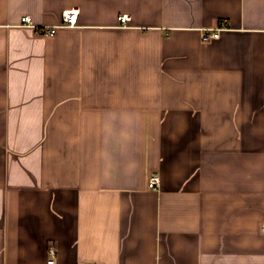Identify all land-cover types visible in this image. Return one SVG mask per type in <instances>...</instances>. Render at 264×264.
<instances>
[{"label": "crops", "instance_id": "1", "mask_svg": "<svg viewBox=\"0 0 264 264\" xmlns=\"http://www.w3.org/2000/svg\"><path fill=\"white\" fill-rule=\"evenodd\" d=\"M263 225L264 0H0V264H264Z\"/></svg>", "mask_w": 264, "mask_h": 264}, {"label": "built area", "instance_id": "2", "mask_svg": "<svg viewBox=\"0 0 264 264\" xmlns=\"http://www.w3.org/2000/svg\"><path fill=\"white\" fill-rule=\"evenodd\" d=\"M78 18H79V10H65L62 13V21L61 24L58 26H52V27H38L34 25L33 19L30 16H23L21 18V26L22 27H30L34 28L37 33L47 35V36H53L55 35L56 31L58 28L66 27V28H71L75 27L78 23ZM119 20L121 24L125 25L129 22L130 17L128 15H122L119 17ZM227 27L224 23H221L218 27L210 30H205L202 33V41L205 43H210L213 42L221 37V33L223 30H225ZM160 187V177L159 175H151L149 180H148V188L150 190H158ZM262 230L264 231V225L262 226ZM50 254L52 256H55L56 254V249L54 247H51L49 250ZM55 260L54 258H51L48 261V264H54ZM82 264V263H80Z\"/></svg>", "mask_w": 264, "mask_h": 264}]
</instances>
